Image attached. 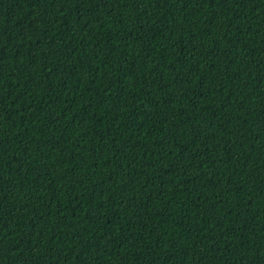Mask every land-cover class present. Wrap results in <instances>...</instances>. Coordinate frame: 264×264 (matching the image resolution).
<instances>
[{
    "label": "trees",
    "instance_id": "trees-1",
    "mask_svg": "<svg viewBox=\"0 0 264 264\" xmlns=\"http://www.w3.org/2000/svg\"><path fill=\"white\" fill-rule=\"evenodd\" d=\"M0 264H264V0H0Z\"/></svg>",
    "mask_w": 264,
    "mask_h": 264
}]
</instances>
